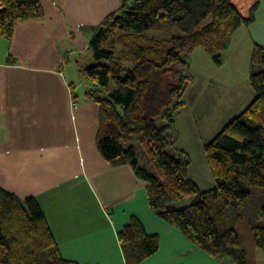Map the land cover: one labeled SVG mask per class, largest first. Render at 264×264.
Instances as JSON below:
<instances>
[{
	"label": "trees",
	"instance_id": "obj_1",
	"mask_svg": "<svg viewBox=\"0 0 264 264\" xmlns=\"http://www.w3.org/2000/svg\"><path fill=\"white\" fill-rule=\"evenodd\" d=\"M258 5L259 0L244 16L232 0H124L92 35L94 63L81 69L91 84L85 97L99 109L101 156L112 166L130 165L149 183L148 205L158 217L206 254L230 256L237 264H255L247 260L236 225L251 195L243 182L264 186V48L254 42L250 53L253 101L204 145L213 188L203 191L190 178V158L174 147V116L193 81L186 56L201 48L220 63L228 39L254 21ZM43 15L41 0H0V35L9 40L18 23ZM174 28L180 33L169 38L148 34ZM251 228L264 251V203ZM117 236L127 264L159 250V236L147 233L136 216ZM0 263L78 264L61 255L36 199L1 187Z\"/></svg>",
	"mask_w": 264,
	"mask_h": 264
},
{
	"label": "crops",
	"instance_id": "obj_2",
	"mask_svg": "<svg viewBox=\"0 0 264 264\" xmlns=\"http://www.w3.org/2000/svg\"><path fill=\"white\" fill-rule=\"evenodd\" d=\"M123 1L41 0L42 18L18 23L9 40L0 35V187L34 197L61 255L78 264H127L117 233L132 216L160 239L159 250L137 264H237L207 255L158 217L148 205L149 183L97 149L99 109L85 97L91 85H76V70L87 66L92 35ZM232 1L248 16L257 0ZM254 42L264 48V0L254 21L228 39L220 63L199 48L190 53L193 81L174 116V147L190 158L189 176L203 191L214 186L204 145L255 97Z\"/></svg>",
	"mask_w": 264,
	"mask_h": 264
},
{
	"label": "rangeland",
	"instance_id": "obj_3",
	"mask_svg": "<svg viewBox=\"0 0 264 264\" xmlns=\"http://www.w3.org/2000/svg\"><path fill=\"white\" fill-rule=\"evenodd\" d=\"M180 32L178 29L174 28L171 31L168 32H158V31H149L148 34L150 36H154L159 39L163 38H169L173 35H178ZM120 45H118L117 48ZM199 52H205L203 49L199 48ZM188 58H194V56L187 55ZM195 61H198L200 65H203L205 67H208L209 69H216L220 73H224L226 69H228V65H224L222 69H218V67L211 63L210 65L201 62L200 58L195 57ZM94 63L93 58L89 60L87 65H90ZM76 85L79 84L81 87L89 86L91 85L90 82L83 76L81 70H76ZM77 92L79 93V89H77ZM134 144L136 145L139 155L144 156V152L142 148L139 146L136 140H134ZM244 187L248 188L251 191L250 197L247 199L245 205H244V211L245 216L243 219H241L238 224L236 225V231L239 235L241 247L246 251V256L248 261H253L255 264H264V251L257 247L254 243V237H253V231L251 228V222L255 219V215L260 210L261 205L264 203V186H250L247 185L245 182H243ZM221 201L218 200V203ZM208 255V254H207ZM210 256V255H209Z\"/></svg>",
	"mask_w": 264,
	"mask_h": 264
}]
</instances>
